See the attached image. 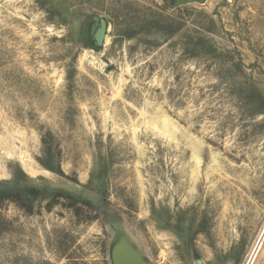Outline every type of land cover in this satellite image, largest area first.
<instances>
[{
	"label": "rangeland",
	"instance_id": "rangeland-1",
	"mask_svg": "<svg viewBox=\"0 0 264 264\" xmlns=\"http://www.w3.org/2000/svg\"><path fill=\"white\" fill-rule=\"evenodd\" d=\"M170 3L0 0V264H264V0Z\"/></svg>",
	"mask_w": 264,
	"mask_h": 264
},
{
	"label": "water",
	"instance_id": "water-1",
	"mask_svg": "<svg viewBox=\"0 0 264 264\" xmlns=\"http://www.w3.org/2000/svg\"><path fill=\"white\" fill-rule=\"evenodd\" d=\"M168 7L174 9L186 4H203L206 0H170ZM93 22L98 26L93 39L97 47H102L107 32V22L100 17H93ZM109 259L111 264H150L141 250L122 230H114L109 244ZM197 264H201L198 260Z\"/></svg>",
	"mask_w": 264,
	"mask_h": 264
},
{
	"label": "bare ground",
	"instance_id": "bare-ground-1",
	"mask_svg": "<svg viewBox=\"0 0 264 264\" xmlns=\"http://www.w3.org/2000/svg\"><path fill=\"white\" fill-rule=\"evenodd\" d=\"M16 160L19 163L21 170L27 176L31 178H36L40 176L47 177V171L41 168V166H39L35 161L30 159L25 152H19L16 156Z\"/></svg>",
	"mask_w": 264,
	"mask_h": 264
}]
</instances>
